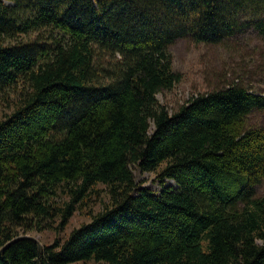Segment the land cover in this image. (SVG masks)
Returning a JSON list of instances; mask_svg holds the SVG:
<instances>
[{
	"label": "trees",
	"instance_id": "1",
	"mask_svg": "<svg viewBox=\"0 0 264 264\" xmlns=\"http://www.w3.org/2000/svg\"><path fill=\"white\" fill-rule=\"evenodd\" d=\"M246 26L264 36V0H0V248L54 229L42 264H264V126H245L264 93L232 82L173 112L157 97L181 78L176 38ZM100 182L108 203L62 238ZM37 253L18 238L0 264Z\"/></svg>",
	"mask_w": 264,
	"mask_h": 264
},
{
	"label": "rangeland",
	"instance_id": "2",
	"mask_svg": "<svg viewBox=\"0 0 264 264\" xmlns=\"http://www.w3.org/2000/svg\"><path fill=\"white\" fill-rule=\"evenodd\" d=\"M241 15V20L244 19ZM173 68L181 78L168 89H162L157 97L170 112L200 92L222 87L228 83L240 82L250 90L264 93V36L250 26L242 27L220 43L196 41L187 35L176 38L169 44ZM11 107H0V118ZM246 128L264 126V109H253L246 117ZM136 179L153 189L161 187L157 170L141 171L134 167ZM165 184H175L171 178H164ZM98 194L94 192L82 207L77 208L58 235L65 237L81 223L89 221L91 215L108 203L109 196L104 183H98ZM264 192V177L256 185L255 195ZM28 235L36 237L40 244L50 243L57 235L54 229L31 230ZM23 235V234H21ZM65 264H97L93 260L66 262Z\"/></svg>",
	"mask_w": 264,
	"mask_h": 264
},
{
	"label": "water",
	"instance_id": "3",
	"mask_svg": "<svg viewBox=\"0 0 264 264\" xmlns=\"http://www.w3.org/2000/svg\"><path fill=\"white\" fill-rule=\"evenodd\" d=\"M22 237H31V238H34L37 242H38V253H37V263L38 264H42L41 261H40V249L42 247V245L40 244V242L36 239V237L32 236V235H28V234H23V235H18L16 237H14L13 239L7 241L1 248H0V253L11 243L13 242L14 240L18 239V238H22Z\"/></svg>",
	"mask_w": 264,
	"mask_h": 264
}]
</instances>
